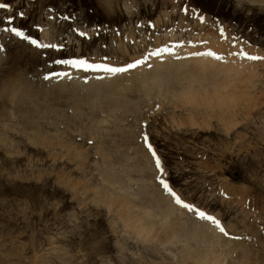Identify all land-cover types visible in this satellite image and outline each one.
Segmentation results:
<instances>
[{"label": "rangeland", "instance_id": "374dc122", "mask_svg": "<svg viewBox=\"0 0 264 264\" xmlns=\"http://www.w3.org/2000/svg\"><path fill=\"white\" fill-rule=\"evenodd\" d=\"M0 3V264H264V0Z\"/></svg>", "mask_w": 264, "mask_h": 264}, {"label": "snow or ice", "instance_id": "6c2138e0", "mask_svg": "<svg viewBox=\"0 0 264 264\" xmlns=\"http://www.w3.org/2000/svg\"><path fill=\"white\" fill-rule=\"evenodd\" d=\"M9 7H10V5H8V4L0 3V8H9ZM21 15H23V13H21ZM10 22H11V20H10ZM10 31H12L13 33H15V35H17V36H20V37H23V38H25V39H28V37H26V36L24 35V32L21 31V30L18 29V28H11ZM81 35H83V34H81ZM31 42H32L33 44H36L37 47H50L49 45H40V44L37 43L36 40H32ZM165 50H167V49H165ZM158 54H159V52H157V53H153V55H158ZM207 54H208V55H215L214 53H211V52H209V53H207ZM216 58H217V59H220L221 57L217 56ZM248 58H249V59H253V60L261 59L260 57H252V56H249ZM58 63H70V64H73V65L76 66V67H85V68L93 69V70H102V71H106V72H109V73H122V72H126V71H127L128 69H130V68H135L138 64L142 63V61H137V62H135V63H133V64H129V65L127 66V68L111 67V66H108V65H101V64H90V63H88L87 61H84V60H76V61H58ZM58 75H59V74H58ZM65 75H66V74H65ZM48 78H49V77H45V79H48ZM149 149H152V145H151V144H149ZM153 155H154V156L156 155L154 150H153ZM156 165H157L158 167H161V170H163V169H162V162H161V160H160V158H159L158 156H156ZM161 183H162L163 187L169 192V194H170L171 196H173V197L176 199V202H177L178 204H180L181 206H183L185 209H192L193 206L190 205V204H188V203H186V202H184V201L179 197V195L176 194V193L173 191V189L168 185L167 182H165V181H161ZM199 215H200V217H201L202 219H208V220H211L213 223H216L217 225L220 224V222H219L215 217H212V216H210V215L204 213L203 211H200V212H199ZM220 230H221L222 232H225V229H224L223 227H221ZM225 234H227V233L225 232Z\"/></svg>", "mask_w": 264, "mask_h": 264}, {"label": "bare ground", "instance_id": "6f19581e", "mask_svg": "<svg viewBox=\"0 0 264 264\" xmlns=\"http://www.w3.org/2000/svg\"><path fill=\"white\" fill-rule=\"evenodd\" d=\"M207 60V59H206ZM189 62H191V61H178V62H176V64H178V66H187L188 65V63ZM165 65V64H164ZM210 66H218V67H221V66H219V65H217L215 62H212L211 64H209ZM158 66H160V65H158ZM163 66V65H162ZM170 66H175V62L174 61H171V63H170ZM177 66V65H176ZM175 66V67H176ZM205 66V65H204ZM161 68V67H160ZM159 68V69H160ZM163 68V67H162ZM172 70V69H171ZM224 70H225V72L226 73H228V74H230V70H229V68H224ZM169 73H171L170 71H168ZM172 74V73H171ZM178 74H180V73H178ZM186 75V74H185ZM184 75V73H183V76H185ZM171 76V75H170ZM231 77V76H230ZM162 79V78H161ZM169 80V79H168ZM173 80V79H172ZM175 81V80H174ZM56 82V80H54V83ZM155 82V81H154ZM158 81H156V83H157ZM170 82V81H169ZM228 82V81H227ZM76 83V82H75ZM162 83H164V81L162 82ZM225 83V82H224ZM81 84H83V83H81ZM221 84H223V83H221ZM220 83H216L214 86H213V89H210V90H206V91H204V93H195V92H190V93H187L185 90V92L182 94V96L184 97V99H186L187 101H188V103L189 104H191V102H194L193 104H199L200 106H204V104H208V103H213L214 102V98L215 97H217L218 98V104H220L222 101H223V99L224 98H226V97H224L225 96V94L227 95L228 93H225V91H226V89H227V87L229 86L228 85V83H227V86L225 87V85L224 86H222ZM84 85V84H83ZM99 85V84H98ZM87 86H90V84H87ZM63 87V86H62ZM167 87V86H166ZM234 87V86H233ZM232 87V88H233ZM83 88H85V87H83ZM209 88V87H208ZM127 89V88H126ZM182 90V89H181ZM93 91V90H92ZM6 92H8V91H6ZM20 92V91H19ZM183 92V91H182ZM232 92V91H231ZM230 94V93H229ZM231 95V94H230ZM228 96V95H227ZM229 97V96H228ZM227 97V98H228ZM231 97V96H230ZM36 98V97H35ZM179 98V97H178ZM179 99H181V97L179 98ZM232 99V98H231ZM98 101V100H97ZM121 102V101H120ZM228 102H230V101H228ZM187 103V102H186ZM197 104V105H198ZM221 104H223V103H221ZM198 105V106H199ZM210 105V104H209ZM128 205V204H127ZM125 213V212H124ZM134 214V213H133ZM135 217V216H134ZM128 219V218H127ZM132 219V218H131ZM136 220V219H135ZM130 221H128V223H129ZM132 222V221H131ZM143 223V222H142ZM141 223H139V227H137L138 228V230L140 231L141 230V234L142 233H145V234H147V233H150V232H148L147 230H146V228L147 227H145L144 225H140ZM138 225V224H137ZM128 226V225H127ZM136 228V227H135ZM147 232V233H146ZM155 233V232H154ZM140 234V235H141ZM143 235V234H142ZM147 235H150V234H147ZM152 235V234H151ZM149 237V236H148ZM199 237V236H198ZM153 238V237H152ZM149 241V240H148ZM191 257V256H190ZM195 259V258H194ZM217 259H215L214 260V264H221V262L218 260V261H216ZM207 261V260H206ZM213 261V260H212ZM222 261V260H221ZM196 263V262H195Z\"/></svg>", "mask_w": 264, "mask_h": 264}, {"label": "trees", "instance_id": "16d2710c", "mask_svg": "<svg viewBox=\"0 0 264 264\" xmlns=\"http://www.w3.org/2000/svg\"><path fill=\"white\" fill-rule=\"evenodd\" d=\"M196 5H197L199 8H201L202 11L206 12L207 14H210V15L214 16V13H212V11L207 10L203 5H201V4H197V3H196ZM215 17H218V18H219V17H223V16L215 15Z\"/></svg>", "mask_w": 264, "mask_h": 264}]
</instances>
